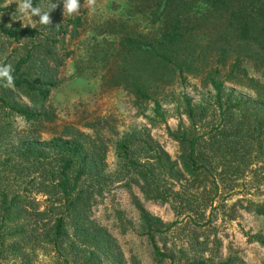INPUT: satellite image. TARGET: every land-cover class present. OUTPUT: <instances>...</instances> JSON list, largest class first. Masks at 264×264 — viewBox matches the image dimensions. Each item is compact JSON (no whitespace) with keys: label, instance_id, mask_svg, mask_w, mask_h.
Here are the masks:
<instances>
[{"label":"trees","instance_id":"trees-1","mask_svg":"<svg viewBox=\"0 0 264 264\" xmlns=\"http://www.w3.org/2000/svg\"><path fill=\"white\" fill-rule=\"evenodd\" d=\"M133 1L152 28L144 32L125 21L110 23L114 37L96 41L88 53L106 69V83L125 88L137 102L153 101L155 120L164 121L160 98L166 88L202 73L213 103L194 104L183 96L188 125L171 132L180 147L177 160L146 131L118 140L116 179L135 175L148 198L167 201L161 176L200 182L207 175L218 193L221 180L237 181L264 162V0ZM31 3L49 12L50 24L0 23V35L10 43L27 42L10 67L11 80L0 74V257L23 254L27 264L28 249L44 245L53 248L60 264H72L69 257L85 259L79 264H126L116 238L91 217L96 196L115 177L108 170L109 141L97 129L101 121L93 124L95 135L68 124L49 140L42 138L47 123L56 119L47 106L49 96L61 83L60 67L73 53L61 54L57 44L68 34L77 38L84 21L80 15L64 17L62 0ZM250 66L260 76L252 75ZM227 82L250 89L254 97L227 91ZM17 116L27 125L18 132ZM37 195L46 196L43 209ZM249 204L264 215V202ZM139 209L162 261L167 254L153 235L160 220Z\"/></svg>","mask_w":264,"mask_h":264},{"label":"rangeland","instance_id":"rangeland-1","mask_svg":"<svg viewBox=\"0 0 264 264\" xmlns=\"http://www.w3.org/2000/svg\"><path fill=\"white\" fill-rule=\"evenodd\" d=\"M62 1L63 16L80 15L84 26L79 29L77 38L68 34L57 44L61 54L73 53L60 67L61 83L49 96L47 106H52L56 119L42 130L43 140L60 134L68 124L95 135L93 124L100 120L98 132L109 141L107 161L110 174L115 176L119 166L116 142L134 131L148 132L160 149L172 160H177L180 147L171 132L188 125L183 96L191 98L194 104L213 103L211 87H204L202 83L204 74L189 75L187 82L179 80L168 86L165 96L160 98L164 121L155 120L153 101L137 102L125 88L107 84L104 79L106 69L88 55L96 41L114 37L109 34L110 23L114 20L136 25L138 31H150L152 26L147 15L135 11L133 0H79V11L72 14L67 12ZM20 4V0H3L0 23L40 26L38 17L32 16L29 21L19 12ZM26 45L25 41L10 43L0 35V70L11 67ZM249 71L260 76L251 66ZM225 88L227 91L236 90L238 95L254 97L250 89L229 82ZM12 95L28 105L18 94L12 92ZM14 122L17 132L27 126L26 121L18 116ZM252 168L237 181L221 180L218 193L211 190L212 178L207 175H201L200 182L187 176L181 180L161 176L160 184L169 194L166 195L167 201L148 198L135 175H125L122 179L115 176L104 192L96 196L91 217L116 238L126 264H220L227 261L229 264H264V215L256 214L249 206L250 201L264 202V162ZM234 183L236 186L232 185ZM36 198L43 209L47 204L46 196L37 195ZM139 206L150 217L160 220L153 235L154 242L167 254L162 261L155 255L154 243ZM10 243L8 240L6 245ZM28 256L27 264H60L52 247L40 245L28 249ZM68 260L79 264L85 259L69 257ZM103 261V264H112ZM25 262L23 254L0 257V264Z\"/></svg>","mask_w":264,"mask_h":264},{"label":"clouds","instance_id":"clouds-1","mask_svg":"<svg viewBox=\"0 0 264 264\" xmlns=\"http://www.w3.org/2000/svg\"><path fill=\"white\" fill-rule=\"evenodd\" d=\"M64 8H66L69 14L76 13L79 11V0H64ZM19 12L31 21L32 16H39V22L43 25L50 24L49 12H42L41 9L33 7L31 0H22L19 5ZM29 25H31L29 23ZM11 69L5 68L0 70V74L11 80L10 75Z\"/></svg>","mask_w":264,"mask_h":264}]
</instances>
